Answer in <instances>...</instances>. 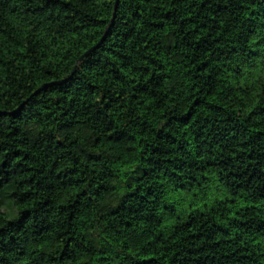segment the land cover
<instances>
[{
	"label": "trees",
	"instance_id": "obj_1",
	"mask_svg": "<svg viewBox=\"0 0 264 264\" xmlns=\"http://www.w3.org/2000/svg\"><path fill=\"white\" fill-rule=\"evenodd\" d=\"M114 3L0 0V264H264V0H118L68 79Z\"/></svg>",
	"mask_w": 264,
	"mask_h": 264
},
{
	"label": "water",
	"instance_id": "obj_2",
	"mask_svg": "<svg viewBox=\"0 0 264 264\" xmlns=\"http://www.w3.org/2000/svg\"><path fill=\"white\" fill-rule=\"evenodd\" d=\"M117 4H118V0H115V3H114V11H113L112 18H111V20H110L108 26H107L106 29L104 30V33H103L101 39L98 41V43H97L96 45H94L92 48H90L88 51H86V52H85V53H84V54L78 59L76 65H75V67H74V69H73V71H72V73H71V75H70V77H69L68 79H70L71 76L75 73V71H76V69H77V67H78V65H79V63H80V61H81L83 58L89 56L93 51L97 50V49L102 45V43L105 41V39H106V37H107V35H108V32H109V30L111 29V27H112V25H113V22H114V19H115V14H116ZM68 79H64V80L56 81V82H53V83H51V84L53 85V84L64 83V82H66ZM47 86H49V85H46V84H45V85H42V86L36 91V93L39 92V91H41V90H43V89H45Z\"/></svg>",
	"mask_w": 264,
	"mask_h": 264
}]
</instances>
